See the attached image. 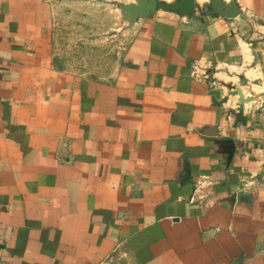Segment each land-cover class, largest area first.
I'll use <instances>...</instances> for the list:
<instances>
[{
	"label": "crops",
	"instance_id": "1",
	"mask_svg": "<svg viewBox=\"0 0 264 264\" xmlns=\"http://www.w3.org/2000/svg\"><path fill=\"white\" fill-rule=\"evenodd\" d=\"M224 1L138 19L93 77L48 0H0V264H264V0Z\"/></svg>",
	"mask_w": 264,
	"mask_h": 264
},
{
	"label": "rangeland",
	"instance_id": "2",
	"mask_svg": "<svg viewBox=\"0 0 264 264\" xmlns=\"http://www.w3.org/2000/svg\"><path fill=\"white\" fill-rule=\"evenodd\" d=\"M179 0L161 1L173 4ZM57 65L64 70L93 77L115 73L124 53L130 27L141 17L130 13L137 0H48ZM211 4L197 5V14L209 12ZM109 264H132L117 256Z\"/></svg>",
	"mask_w": 264,
	"mask_h": 264
},
{
	"label": "water",
	"instance_id": "3",
	"mask_svg": "<svg viewBox=\"0 0 264 264\" xmlns=\"http://www.w3.org/2000/svg\"><path fill=\"white\" fill-rule=\"evenodd\" d=\"M159 9L175 10L182 16H187L196 13L197 2L196 0H181L173 4H164L159 0H137V4L130 7V13L135 14L137 17L147 18L152 14H156ZM210 9L206 13L207 16H222L232 20L242 15L241 9L234 1L227 3L224 0H212Z\"/></svg>",
	"mask_w": 264,
	"mask_h": 264
}]
</instances>
